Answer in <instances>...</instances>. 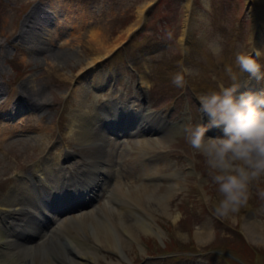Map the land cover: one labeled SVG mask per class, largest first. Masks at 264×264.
Here are the masks:
<instances>
[{"label":"rangeland","instance_id":"obj_1","mask_svg":"<svg viewBox=\"0 0 264 264\" xmlns=\"http://www.w3.org/2000/svg\"><path fill=\"white\" fill-rule=\"evenodd\" d=\"M186 1L0 0V199L18 184L16 178L47 152L72 150L74 153L63 158L62 164L78 159L80 149L94 152L97 146L78 147L67 134L71 110L80 101L79 97H73V91L84 83L79 70L88 62L98 58L96 65L100 72L115 74L112 83L83 91L82 99L90 108L107 98L128 99L135 101L137 104H133L138 109L145 105L149 112L166 115L165 130L144 134L156 138L165 132L173 135L166 139L164 148L157 145L148 153V157L157 158V164H163L167 157L169 165L162 173L179 171L169 182L175 184L176 194L167 201L166 210L162 205L154 212L162 233L139 230L140 240L131 241L132 245L127 248L128 259L120 253L105 251L106 259L102 258L101 264H264V236L259 239L252 234V229L264 234V200L256 194L257 187L264 188V178L253 184L248 204L238 213L218 218L214 207L220 197L209 177L207 155L194 149L183 132L184 125H196L204 120L200 95L218 90L221 84L240 85L243 81V85L248 84L252 77L236 64L238 52L253 55L264 74V0H190L191 30L181 42L188 14ZM32 17H36L37 26L42 30L30 26ZM43 26L48 27L43 29ZM254 26L255 34L251 39ZM35 29H38L37 35L32 32ZM128 29H131L129 34ZM167 32L173 34L170 41L166 39ZM92 37H99L98 41ZM36 44L38 49L44 46L50 50L35 55L31 48ZM256 50L261 53L259 57L254 55ZM49 52L65 53L67 57L58 60ZM185 67L192 70V74H186V83L180 88L173 84L172 76ZM227 67L232 68L235 81L226 71ZM141 76L151 84L143 95L138 89ZM253 80L259 86L264 83V79ZM20 83L41 89L44 113L19 106L12 90ZM41 116L43 125L50 127L49 145L44 153L41 152L43 146L31 138L38 136L40 129H28L35 126ZM202 123L207 125L208 122ZM3 126H8L10 132ZM111 134L106 135L117 144L122 138L131 137L117 130ZM221 135L220 129L206 133V137ZM116 149L117 146L115 155L120 157L126 151L124 147ZM126 158L117 160V169H120L118 163L124 161L122 167L127 171ZM135 160L138 167L145 161ZM119 176L115 178L117 181L124 179L121 173ZM133 179L138 180V177ZM85 199L88 196L81 199L77 210L98 204L97 199L85 204ZM72 212L77 211L70 209L68 213ZM177 212L182 218L174 225L172 220ZM68 213L62 211L59 217ZM199 232L205 234L203 242L198 237ZM255 238L261 243H256Z\"/></svg>","mask_w":264,"mask_h":264},{"label":"bare ground","instance_id":"obj_2","mask_svg":"<svg viewBox=\"0 0 264 264\" xmlns=\"http://www.w3.org/2000/svg\"><path fill=\"white\" fill-rule=\"evenodd\" d=\"M190 4V0H187L188 14L181 42L191 30ZM54 8L52 9L55 10ZM35 19L36 17H32L30 22L33 25L30 26L39 29L40 26H37L39 24ZM255 27L251 39L254 37ZM37 30L32 31L34 35L38 34ZM48 32L50 33V30L47 31V35ZM128 32L130 33L131 29L127 30V34H129ZM98 38L93 39L98 41ZM37 46L36 44L31 48L34 54L50 50L44 46L38 49ZM49 53L58 60L67 57L65 53ZM100 58L102 59V56ZM96 62H98V58L88 62L79 70L80 78L84 83L73 91V97H79L80 101L71 110L67 134L76 141L75 145L78 147L86 144L97 147L94 152L83 151L84 149L76 151L79 158L69 164H62L61 161L72 155L74 153L72 150L66 149L53 154L47 152L26 172L21 173L22 175L17 181L18 184H15L6 196L0 199V264H101L102 258L106 259L105 251L120 253L123 258L128 259L127 248L132 245L131 241L140 240L139 230L143 229L145 232L150 231V233L158 235L162 233L154 212L159 210L162 205V209L166 210L167 201H170L176 194L175 184L169 182L172 175L176 176L179 171L173 169L168 174L162 173L163 168L169 165L168 162L166 163L167 157H164L163 164H157V158L148 157L150 155L148 153L154 146L158 145V148H164V142L166 143V139L172 133L165 132L162 137L158 135L157 138L144 134L165 130L166 115L151 113L147 106H142L140 109L134 108L137 103L128 99L119 101L105 99L101 102L102 104L90 108L86 100L82 99L83 91L86 92L91 87L98 89L110 84L112 76L115 75L100 72ZM142 79L146 82L145 87L141 86ZM85 83L86 85H84ZM147 84L146 77L141 76L138 83L141 94H144ZM12 95L18 99V104L22 108L25 107L40 113L45 112L43 111L45 99L41 89L20 83L13 88ZM135 98L139 99L137 95ZM43 119L41 116L36 121V125L34 124L35 126L28 127V129H37V131L38 128L40 129L38 136L30 137L35 138L44 147L41 149L42 153L49 145L47 135L50 132V127L46 128L43 125ZM205 122H209L208 118ZM108 124L117 129L118 133L122 132L131 137L122 138L123 141L119 140L121 142L117 144L115 140L105 134L104 126L107 127ZM175 126L178 127L177 124ZM3 127L7 130L6 132H10L8 126ZM128 130L130 131L128 132ZM217 130L218 128H211L208 132ZM4 134L6 136L7 133ZM116 146L117 149L124 147V151L126 150L121 152V157L115 155ZM123 158H126V165L124 164L126 172L122 167L124 161L118 163L121 170L117 169L115 165L118 159L123 160ZM135 158H142L145 161L138 167ZM120 173L124 179L121 178L117 181L115 178L120 177ZM113 175L115 177L108 181V178ZM136 177L138 180L133 179ZM157 178L164 180L159 181ZM70 191H75V194L71 196ZM61 193L67 203L65 206L60 205L62 203ZM81 196L82 198L88 196V199L84 200L85 204H90L93 199H97L98 204L95 203L87 210L79 211L77 208L80 202L73 206L71 199L78 197V200L81 201ZM69 204L77 212L68 213L64 217H59V213L54 214L55 209L62 207L61 214L65 207H69ZM252 232L254 237L259 239L264 236L259 231L252 229ZM28 237L29 240H27ZM198 237L202 242L205 240L204 233L199 232ZM258 238H255L258 241L256 243H261ZM141 247L143 248L142 245Z\"/></svg>","mask_w":264,"mask_h":264},{"label":"clouds","instance_id":"obj_3","mask_svg":"<svg viewBox=\"0 0 264 264\" xmlns=\"http://www.w3.org/2000/svg\"><path fill=\"white\" fill-rule=\"evenodd\" d=\"M172 38V32H167L166 39ZM260 54L256 50L254 55L259 57ZM236 64L253 79H264L261 65L253 55L238 52ZM226 71L235 81L232 68L227 67ZM186 74L191 75L192 70L182 68L172 76L173 84L184 87ZM145 84L142 79L141 86ZM150 88L149 83L146 91ZM198 100L200 112L209 122L207 125L188 123L183 126V132L194 149L207 155L209 177L220 197L214 215L223 219L246 206L252 196L251 187L264 178V94L241 91L235 83L221 84L218 90L200 95ZM211 128L220 129L222 135L206 137ZM256 194L264 200V188L257 187ZM181 218L182 214L177 212L172 223L177 224Z\"/></svg>","mask_w":264,"mask_h":264}]
</instances>
